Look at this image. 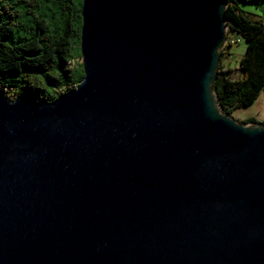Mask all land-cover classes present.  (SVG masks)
I'll use <instances>...</instances> for the list:
<instances>
[{
	"label": "water",
	"instance_id": "obj_1",
	"mask_svg": "<svg viewBox=\"0 0 264 264\" xmlns=\"http://www.w3.org/2000/svg\"><path fill=\"white\" fill-rule=\"evenodd\" d=\"M221 0H82L84 75L0 91V264H264V125L221 111Z\"/></svg>",
	"mask_w": 264,
	"mask_h": 264
},
{
	"label": "trees",
	"instance_id": "obj_2",
	"mask_svg": "<svg viewBox=\"0 0 264 264\" xmlns=\"http://www.w3.org/2000/svg\"><path fill=\"white\" fill-rule=\"evenodd\" d=\"M221 1L227 4V32H237L247 40L238 66L243 77L234 80L230 69L219 65L213 83L221 111L230 114L251 106L264 90V20H250L239 8L240 3L258 0ZM81 2L0 0L7 14L0 21V91L7 97L11 93L15 98L51 101L78 84L80 79L73 76L80 54L73 50L80 43ZM241 122L258 121L249 117Z\"/></svg>",
	"mask_w": 264,
	"mask_h": 264
},
{
	"label": "rangeland",
	"instance_id": "obj_3",
	"mask_svg": "<svg viewBox=\"0 0 264 264\" xmlns=\"http://www.w3.org/2000/svg\"><path fill=\"white\" fill-rule=\"evenodd\" d=\"M239 8L250 20H264V0H258L256 3H240ZM6 17L7 14L3 11L2 8H0V21L6 19ZM226 34L227 36L225 45L220 50L222 52L220 55V66L226 69H230L229 76L234 80H237L243 77V73L238 69V66L240 64V60L244 54V51H246L247 40L234 31L226 32ZM79 47L80 43H75L73 50V52H75V55L80 54ZM83 75L84 71L80 58L75 62L73 77L81 79ZM76 86L77 84L74 86V88ZM8 96L10 101H13L15 99L14 94L10 93V95ZM230 115L240 122L245 118L247 119L249 117H254L258 122L248 123V125H264V90L260 91L256 100L251 106L235 110L231 112Z\"/></svg>",
	"mask_w": 264,
	"mask_h": 264
}]
</instances>
